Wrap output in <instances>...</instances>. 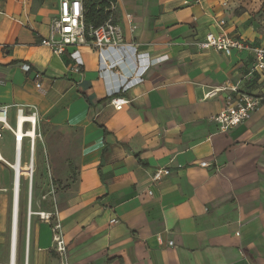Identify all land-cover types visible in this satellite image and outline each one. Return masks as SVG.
I'll return each instance as SVG.
<instances>
[{
    "label": "crops",
    "instance_id": "obj_1",
    "mask_svg": "<svg viewBox=\"0 0 264 264\" xmlns=\"http://www.w3.org/2000/svg\"><path fill=\"white\" fill-rule=\"evenodd\" d=\"M59 1L0 0V105H10L11 124L23 108L36 112L38 126L46 118L75 136L70 153L60 139L57 156L41 142L58 180L44 185L54 206L33 209L35 180L47 173L36 175V144L33 170L21 154L19 178L0 163L8 168L0 178V264H264V73L253 71L248 51L225 55L198 45L220 31L262 45L263 21L251 10L263 0H116L112 17L124 41L141 63L153 60L141 81L113 95L128 100L121 109L108 95L120 76L99 74L89 42L76 47L78 73L73 48L56 56L42 43ZM133 64L131 56L123 59L119 72ZM233 86L260 104L249 119L220 131L212 117ZM213 89L220 90L207 98ZM62 161L63 170L56 165ZM160 168L168 174L153 181Z\"/></svg>",
    "mask_w": 264,
    "mask_h": 264
},
{
    "label": "built area",
    "instance_id": "obj_2",
    "mask_svg": "<svg viewBox=\"0 0 264 264\" xmlns=\"http://www.w3.org/2000/svg\"><path fill=\"white\" fill-rule=\"evenodd\" d=\"M112 10L113 3L110 4ZM222 26L224 21L219 22ZM89 42L90 45L97 51L99 60V74L102 76L109 70H115L120 76V85L116 90H110L108 95L111 97L110 103L115 109L128 103V100L120 97H113L115 93H120L127 90L131 82L141 81V78L148 68V65L153 62L145 61L141 63L140 55L136 51V47L132 43L124 41L120 26L115 22L112 15L99 27H86L83 22L82 0H60L58 12L54 16L49 25L48 36L42 40L51 52L56 56H61L67 48H73L69 52L71 59L74 61V71L80 72L83 66V61L79 51L76 49L78 45ZM200 49H214L231 55L234 52L248 51L253 59V71L258 74L264 73V43L259 46H251L245 40L237 37H232L225 32L207 33L203 40L199 42ZM113 52H122L124 57L112 58ZM132 57L134 64L131 66L129 73L119 72V64L123 63L128 57ZM21 68L24 71L29 70L28 64H22ZM37 87L40 84L36 85ZM220 89H213L206 94L207 98L214 97ZM223 108L212 117L220 131H228L239 124L243 123L251 117L257 110L260 104L258 96L238 92L235 86L229 87L228 92L224 97ZM10 105H0V142L5 138L6 134H10L13 139L14 161L7 162L1 155L0 148V163L5 164L13 171V179L19 178V172L16 168L21 165V154L25 139L28 141L29 165L33 170V153L35 150L36 140L41 136L36 132L34 135H29V131H34L38 128V118L35 111H29L23 108H17L15 123L9 121ZM201 167H208L206 162L200 163ZM33 171L28 173L29 180L32 178ZM166 169H157L153 176V181H158L164 175H167ZM28 212L30 211V193L28 194ZM28 213V217H29ZM41 220L49 222L52 214L39 212ZM111 222H115L114 219ZM59 225H52L53 242L55 249L62 255L65 252V242L59 232ZM170 241L168 245H172ZM67 264V263H61Z\"/></svg>",
    "mask_w": 264,
    "mask_h": 264
},
{
    "label": "rangeland",
    "instance_id": "obj_3",
    "mask_svg": "<svg viewBox=\"0 0 264 264\" xmlns=\"http://www.w3.org/2000/svg\"><path fill=\"white\" fill-rule=\"evenodd\" d=\"M251 11L254 15H256L258 18H260L263 21V25H264V0L260 1L258 4V7L254 8ZM39 121L40 122L37 128V132L41 137L38 139L36 143L35 172L37 175V173L42 169L46 171L47 173L44 176L41 175L39 178L37 177V179L35 180L36 188H35V193H34V198H33V209L36 211H39L38 209L40 208L39 205L43 206L44 203H46L47 201L50 202L52 206H54L55 199L54 197H52L51 200L47 198L46 196L47 191L44 185L47 183L48 186H50L53 183V186H56V181H58L53 175V170H52L53 166L49 162V158H50L49 153H46L44 155L43 145L41 142L46 143V146L47 144H49L53 148V151H54L53 156H57V154L59 153V148H60L58 145L60 142V139L67 141L68 146L66 147V149H67V152L70 153L71 150L73 149L72 143L74 142L73 139L75 137L71 135L70 133L65 132L64 130H61V128L51 123L50 121H47L46 118H41L39 119ZM2 145H1L2 146L1 155L3 156L4 159L8 160L9 162H12L14 147H13V144H11L10 139H7L6 137L5 140L2 141ZM28 151H29L28 144L25 143L23 152H22L23 166H25L28 161V156H29ZM56 165L57 166L60 165L62 170L66 167V163L63 161L61 163H56ZM68 168L70 169L71 172H73V166L71 165L70 161H68ZM5 169H8V168H4L3 170L2 168H0V178L3 177L2 175H4L5 177L7 176V172L5 171ZM72 178L73 176L69 174L68 179H66V181H71ZM7 182H8V179H7ZM7 186H10L9 183H7ZM4 194L9 195L10 197V192L4 193ZM21 211H22L21 214L25 213V210L22 208H21Z\"/></svg>",
    "mask_w": 264,
    "mask_h": 264
},
{
    "label": "trees",
    "instance_id": "obj_4",
    "mask_svg": "<svg viewBox=\"0 0 264 264\" xmlns=\"http://www.w3.org/2000/svg\"><path fill=\"white\" fill-rule=\"evenodd\" d=\"M116 0H82L83 22L85 26L97 28L111 15L110 4Z\"/></svg>",
    "mask_w": 264,
    "mask_h": 264
},
{
    "label": "bare ground",
    "instance_id": "obj_5",
    "mask_svg": "<svg viewBox=\"0 0 264 264\" xmlns=\"http://www.w3.org/2000/svg\"><path fill=\"white\" fill-rule=\"evenodd\" d=\"M35 130L34 131H29V135H34L35 136ZM16 170H17V172H19L18 167L16 168ZM29 171H31V168L30 167H29Z\"/></svg>",
    "mask_w": 264,
    "mask_h": 264
}]
</instances>
